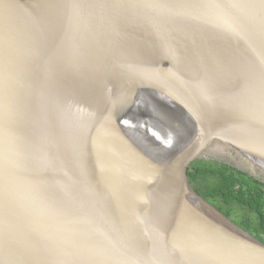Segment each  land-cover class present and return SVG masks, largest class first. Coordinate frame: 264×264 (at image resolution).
<instances>
[{
	"label": "water",
	"instance_id": "water-1",
	"mask_svg": "<svg viewBox=\"0 0 264 264\" xmlns=\"http://www.w3.org/2000/svg\"><path fill=\"white\" fill-rule=\"evenodd\" d=\"M213 144L264 171V0H0V264H264Z\"/></svg>",
	"mask_w": 264,
	"mask_h": 264
},
{
	"label": "trees",
	"instance_id": "trees-1",
	"mask_svg": "<svg viewBox=\"0 0 264 264\" xmlns=\"http://www.w3.org/2000/svg\"><path fill=\"white\" fill-rule=\"evenodd\" d=\"M187 178L195 192L264 243V183L225 163L194 160Z\"/></svg>",
	"mask_w": 264,
	"mask_h": 264
},
{
	"label": "rangeland",
	"instance_id": "rangeland-1",
	"mask_svg": "<svg viewBox=\"0 0 264 264\" xmlns=\"http://www.w3.org/2000/svg\"><path fill=\"white\" fill-rule=\"evenodd\" d=\"M203 157L207 162L225 163L230 167L244 171L264 183V173L262 171L226 146L213 144Z\"/></svg>",
	"mask_w": 264,
	"mask_h": 264
},
{
	"label": "bare ground",
	"instance_id": "bare-ground-1",
	"mask_svg": "<svg viewBox=\"0 0 264 264\" xmlns=\"http://www.w3.org/2000/svg\"><path fill=\"white\" fill-rule=\"evenodd\" d=\"M264 173V171H262Z\"/></svg>",
	"mask_w": 264,
	"mask_h": 264
}]
</instances>
